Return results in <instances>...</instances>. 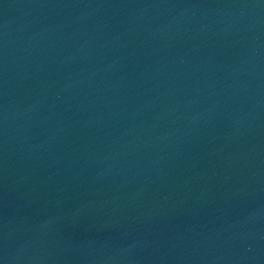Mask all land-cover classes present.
Returning a JSON list of instances; mask_svg holds the SVG:
<instances>
[{
	"label": "water",
	"instance_id": "95a60500",
	"mask_svg": "<svg viewBox=\"0 0 264 264\" xmlns=\"http://www.w3.org/2000/svg\"><path fill=\"white\" fill-rule=\"evenodd\" d=\"M0 264H264V0H0Z\"/></svg>",
	"mask_w": 264,
	"mask_h": 264
}]
</instances>
